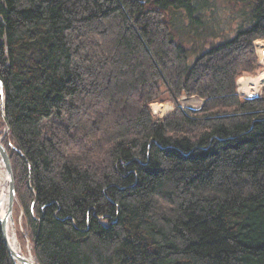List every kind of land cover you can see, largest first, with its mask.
Masks as SVG:
<instances>
[{
  "label": "trees",
  "instance_id": "1",
  "mask_svg": "<svg viewBox=\"0 0 264 264\" xmlns=\"http://www.w3.org/2000/svg\"><path fill=\"white\" fill-rule=\"evenodd\" d=\"M258 40L264 0H0L2 144L37 264H264V90L237 88Z\"/></svg>",
  "mask_w": 264,
  "mask_h": 264
},
{
  "label": "rangeland",
  "instance_id": "2",
  "mask_svg": "<svg viewBox=\"0 0 264 264\" xmlns=\"http://www.w3.org/2000/svg\"><path fill=\"white\" fill-rule=\"evenodd\" d=\"M258 41H260L259 44H264L263 43L264 40H258ZM259 65H260V68L257 71V73H255L254 75H243L237 80V88H238V81L240 79H257L261 74H264V61L259 60ZM239 90L240 89L238 88V94H239V97L241 99H251V98H255V97H260L263 90H264V86H262L259 89V93L257 94V96H252V97L244 96L242 94L243 92H240ZM178 104L184 110L189 109V110L196 111V110H200L203 107L204 102L198 98H186V97L184 98L183 97V98L179 99ZM154 106H163V107L166 106L169 108V110L165 114H156L153 111ZM151 109H152V113L155 117L163 118L164 116L168 115L169 113H171L175 109V105L169 101V102L164 103V104H154L151 106ZM7 134H8L7 128L5 126H3L2 124H0V139L3 140L4 136ZM13 216H14V221H15V226H16L17 239L19 241L18 243H20L19 245H21L20 247H21L24 255H27V256L32 255L33 256L31 245L29 242V238H28L27 232L24 229V225H23L22 209L17 205V203L15 204V211L13 213ZM33 258H34V256H33Z\"/></svg>",
  "mask_w": 264,
  "mask_h": 264
},
{
  "label": "bare ground",
  "instance_id": "3",
  "mask_svg": "<svg viewBox=\"0 0 264 264\" xmlns=\"http://www.w3.org/2000/svg\"><path fill=\"white\" fill-rule=\"evenodd\" d=\"M264 86V74H261L257 79H240L238 81V88L242 94L247 97L257 96L259 89ZM169 108L166 106H154L153 111L156 114H165L168 112ZM9 207V185L7 183V174L4 170L3 164L0 159V215L4 217L7 214ZM15 211V205L13 208V213ZM10 243L13 250L22 258L28 261V264H37L36 260L32 255H24L20 243H18L16 230L12 231L10 229ZM21 264V263H18Z\"/></svg>",
  "mask_w": 264,
  "mask_h": 264
},
{
  "label": "water",
  "instance_id": "4",
  "mask_svg": "<svg viewBox=\"0 0 264 264\" xmlns=\"http://www.w3.org/2000/svg\"><path fill=\"white\" fill-rule=\"evenodd\" d=\"M4 120L5 122H7L6 118H4ZM7 130L9 132L8 125H7ZM0 159H1V163L3 164L4 170L7 174V183L9 185V207L7 210V214L4 217L0 215V223L2 227L4 243L15 264L18 263L28 264V261L26 259L20 257L13 250V247L11 246L10 243V233H9L10 229H12V231L16 230L14 216H13V208L14 205L18 202V198L15 189V179H14L13 167L11 163V157L5 146L2 144V139H0Z\"/></svg>",
  "mask_w": 264,
  "mask_h": 264
},
{
  "label": "built area",
  "instance_id": "5",
  "mask_svg": "<svg viewBox=\"0 0 264 264\" xmlns=\"http://www.w3.org/2000/svg\"><path fill=\"white\" fill-rule=\"evenodd\" d=\"M255 49L258 54L259 60L264 61V44H255Z\"/></svg>",
  "mask_w": 264,
  "mask_h": 264
}]
</instances>
